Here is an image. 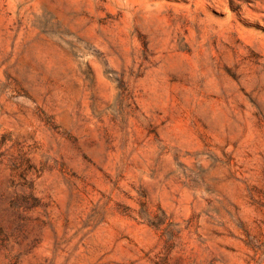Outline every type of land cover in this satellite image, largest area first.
Returning a JSON list of instances; mask_svg holds the SVG:
<instances>
[{
    "label": "rangeland",
    "instance_id": "rangeland-1",
    "mask_svg": "<svg viewBox=\"0 0 264 264\" xmlns=\"http://www.w3.org/2000/svg\"><path fill=\"white\" fill-rule=\"evenodd\" d=\"M0 264H264V0H0Z\"/></svg>",
    "mask_w": 264,
    "mask_h": 264
}]
</instances>
